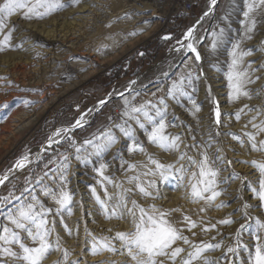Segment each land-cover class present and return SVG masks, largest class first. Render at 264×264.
Masks as SVG:
<instances>
[{
  "label": "rangeland",
  "instance_id": "1",
  "mask_svg": "<svg viewBox=\"0 0 264 264\" xmlns=\"http://www.w3.org/2000/svg\"><path fill=\"white\" fill-rule=\"evenodd\" d=\"M2 2L3 0H0V3ZM63 2L65 7L40 19H26L23 16L24 10H19L5 18L6 26L0 31V40L12 31L10 46L5 45L3 50H0V105L7 104V107H0V177L8 176V179L0 184V198H6L0 203V224H9L6 219L8 213L21 202H30L32 196H37L42 201L44 199L46 206L55 209V202L52 199L47 201L50 197L41 196L44 195L45 188H50L52 183L56 184L54 178H61L66 165L65 156L68 157L67 176L68 172L75 170L78 160L73 141L79 146L94 135H99L101 131L123 123L125 99L137 106L147 101L161 106L159 101L163 97L167 104L166 119L169 123L166 131L180 136V150L166 151L150 143L146 133L139 129L135 121H129L135 129V139L140 141L146 150L129 152L128 146L132 144V140L113 128L119 140L111 149L117 148L119 153L110 155L106 160L108 151L102 158L91 156L87 162L84 161L92 173V182L87 185L90 194L86 188L77 185L74 192L71 191V213L63 210L62 213L49 217L50 220H55V232L51 239L55 242L58 234L60 245L59 250L49 252L42 264H56L57 261L64 264L65 249L68 251V260L79 261V264H133L130 257L119 252L103 251L91 254L92 236L114 237L116 232L132 228L130 218H106L93 194V187L101 199H107L105 188L113 197L123 189H131L127 193L129 206L132 200H136L146 208L155 204L163 209H179L172 213L171 219L179 222L178 226L183 228V235L187 236L192 244L221 243V247L204 252L193 264H204L205 257L215 264H250L249 253L254 250L256 244V219L259 218L264 223V207L260 206L258 196L251 190L253 187H259L260 177L253 175L259 170L251 161L264 162V151L252 150L245 133L256 134L258 130L252 127V123L260 124L264 121V5L255 0V7L249 19L244 16V12L253 0H216L214 6L210 1L208 5L193 7L189 14L176 13L173 18L163 22V16L167 14L165 0H118V3H115V0ZM143 5H147L146 9L150 10L138 12L137 9H145ZM96 6L99 10L91 15ZM212 7L214 9L211 16L195 30L194 24ZM122 10L127 11L119 14ZM115 12L118 13L117 16L111 18V14ZM131 14L145 17L140 19L134 30L125 33L127 42L132 43L126 45L128 51L124 49L121 52H112L107 50L104 41L103 44L97 42L102 28L107 31L113 24V21H105L112 19L117 23L116 18L119 17V22L123 21L129 25ZM93 16L96 20H93ZM252 20L255 21V26L248 33L251 39L244 38L246 25L251 27ZM104 23L106 25H102ZM148 26V31L153 28L152 33L145 37ZM189 28H194L193 36L200 37L197 51L201 59L197 61L195 53H192V59L184 64L188 57L186 56L177 68L171 69L175 65L176 54L170 56V51L175 48L177 41L186 40L185 34ZM44 29L57 32L62 29V34L67 35L62 38L59 36L56 43L45 45L36 41L28 48L25 39L31 38L35 31L42 32ZM221 29L224 30L223 38L213 49L212 34L219 33ZM166 36L171 38L164 39ZM237 42H240L242 50H252L251 55L244 57L241 67H247L251 62L249 74L254 82L246 85L250 98L241 96L231 100L227 72L231 63L230 52ZM250 43L254 45L250 46ZM33 47L37 49L33 50ZM39 48L51 50L44 53ZM254 53L258 55L256 58L251 57ZM89 71L94 73L78 89L64 90L77 81L79 76ZM164 72L169 73L162 78ZM189 73L190 82L189 79L184 80L187 95H179L176 98L168 96L167 92L173 81L179 80L182 74L188 76ZM133 82L139 84V90L124 95ZM221 82L224 86L218 88L217 85ZM152 85L157 86L150 88ZM100 101H105V104L101 105ZM193 101L199 111H196ZM217 105L221 113L219 124L215 122ZM245 105L248 107L245 108ZM88 116L89 119L81 122L80 127H72L76 120ZM253 116L256 117L255 121H252ZM58 128H70L71 139L54 143L36 156L37 158L30 159L34 148L42 147ZM240 140L244 143H240ZM256 140H264V132H259ZM88 150L91 151L90 148ZM180 152L194 157L197 161L201 159V153L206 152L209 159L215 161L213 167L220 169L218 179L223 181L227 178L226 183H218L217 190H222V194L215 201L210 204L204 200L193 201L189 188L178 186L174 178L162 181L158 173L155 176H141L142 182L156 181L157 187L151 189L158 197L156 199L144 196L136 187V182L128 180V177L146 171L144 165L154 169L155 166L148 160L149 154L161 163L169 164L178 160ZM24 155H28L30 162L23 168H15L16 161ZM81 155L84 153L81 152ZM228 161H231V164ZM100 163L108 165L104 174L111 177L113 183H100L102 178L94 170ZM179 163L188 166L187 159ZM129 164H135L137 167L129 169ZM191 171L198 172V169L193 165L189 175ZM233 173L238 174V177H233ZM184 183L187 184V178ZM117 184L121 187H116ZM55 188L57 185L53 189ZM67 189L69 190L68 187ZM108 202L111 205L115 204L116 200ZM221 203L223 206L218 207ZM245 203L251 205L247 209V216L244 215ZM185 215L196 222L195 228L189 230L187 222L183 220ZM228 218L234 222L219 223L220 220ZM245 223L247 227L242 230L238 240L237 229ZM65 224L71 232L65 230ZM213 224L216 225L215 228H211ZM9 226L11 227L10 224ZM205 226H208L207 231L204 230ZM85 227L88 232H85ZM260 235L264 237V229L260 230ZM22 236L25 237L24 242L31 246L32 241L26 237V233H22ZM113 243L119 248L120 241L114 240ZM177 246L185 249L175 261V264H181L182 259H186L187 253L193 248L182 241H178ZM230 246L237 248L235 254L227 253ZM13 247L19 251L18 245ZM3 259L12 264L10 258ZM159 259H163L165 264H172L167 258Z\"/></svg>",
  "mask_w": 264,
  "mask_h": 264
},
{
  "label": "snow or ice",
  "instance_id": "2",
  "mask_svg": "<svg viewBox=\"0 0 264 264\" xmlns=\"http://www.w3.org/2000/svg\"><path fill=\"white\" fill-rule=\"evenodd\" d=\"M78 2V0H74ZM211 4L215 5L216 0H211ZM259 4L264 5V0H259ZM65 7L63 0H3L0 3V31L5 28V18L10 17L13 13L19 10L23 11V16L26 19L32 18H44L51 15L53 12ZM255 7V0L249 3L247 11L244 12L246 18H250V13L253 12ZM212 9L209 8V11ZM208 13H205V16ZM255 21H251V27L246 25L245 37L251 39L248 35L253 30ZM14 30V28H13ZM194 28H189L185 34L186 40H193ZM224 30L221 29L219 33L213 32L214 41L212 44L213 49L217 47L218 42L223 38ZM12 36L10 30L4 35L3 40H0V50H3L5 45H9ZM170 36L164 37V39H170ZM177 44L182 48L186 47L191 52L195 53V59L199 61L201 59L199 52L192 42L184 44L183 41H177ZM10 46V45H9ZM179 50V49H178ZM251 49L242 50L240 42L233 45L230 52L231 63L227 72L228 88L230 89L229 97L231 100L239 99L241 96L249 97V91L246 89V85L253 83L251 80L249 69L251 62L247 67H241L244 63V57L251 55ZM191 73L188 76L181 75L179 80L173 81L168 89L167 95L176 98L179 95H187L184 90V80L189 79L190 82ZM134 83V82H133ZM122 95V94H121ZM101 105L105 101L99 102ZM125 108L122 114L123 123L115 124L110 128H107L94 135L91 139L85 140L79 146L76 147V159L88 161L89 157L96 156L102 158L114 144L119 140L116 132L113 128L118 129L119 132L126 138L132 140V144L128 146V151H140L145 152L143 144L135 139V129L132 128L129 121H135L139 129L143 130L147 135V140L157 145L159 148L166 151H179L180 150V136L167 133L166 129L169 127V123L166 120L167 117V104L163 97L160 98L159 105H153L151 101H147L139 106L133 104L131 101L125 99ZM193 105L196 111H199V107ZM0 107H7V104L0 105ZM245 108L248 106L245 105ZM243 111V109H241ZM221 113L219 107L215 110L216 123H220ZM239 119V113L236 114ZM83 117L76 120L73 128L80 127ZM256 117H252V121H255ZM252 127L257 129L256 134L247 132L245 135L248 137V141L254 151H264V140L257 142L256 135L259 132H264V121L260 124L252 123ZM70 128H58L55 132L48 137L49 146L53 143H59L61 140L71 139L69 136ZM195 139V138H193ZM237 139H239L237 137ZM240 143H244L240 140ZM91 149L89 151L88 149ZM81 152L84 155H81ZM187 159L188 166L179 163ZM66 162L65 170L61 175V184L57 188H45L44 195L51 197L57 207L53 209L48 207L37 196H32L31 201L21 202L10 211L6 217L9 224H0V264H9L8 260L3 259L8 257L11 259L12 264H42V261L46 258L50 251L59 250L60 237L56 234L55 242L51 237L55 232V220H50V216L62 213L63 210H67L71 213V205L73 203V193L67 189L68 176H67V161L68 157H64ZM148 160L153 168H149L144 165L146 171L143 173L128 177L130 182H136V187L139 192L146 197L158 198L154 195L151 189L157 187L155 180L141 181V176H155L157 173L162 181H168L170 178H174L178 182V186H184L190 189L189 195L193 201L204 200L207 203H212L215 199L222 194V190H217L218 183H226L227 178L223 181L219 180L220 169L213 167L215 161H211L206 152L201 153V159L197 161L194 157L186 156V153L180 152L178 160L174 163L164 164L154 158L151 154L148 155ZM30 162L28 155L22 156L18 159L14 165L15 168H23L26 163ZM247 162V161H242ZM231 164V161H228ZM251 163L256 166L260 172V179L258 181V189L253 187L251 190L254 195L258 196L260 206L264 207V162H257L255 160ZM179 164V167H177ZM195 165L198 172L189 170L191 166ZM108 167L105 163H100L99 167L94 170L102 178L100 183L106 181L113 183L111 177L104 174V170ZM135 164H129V169H135ZM233 177H238V174L233 173ZM187 178V184L184 183ZM8 179L7 175L0 177V184H3ZM116 187H121L117 184ZM93 194L96 196L97 203L104 210L106 218L111 219L113 217L118 219L130 218L132 228L128 231H118L114 237H100L92 236V245L90 248L91 254L95 255L99 252L108 251L111 253L119 252L122 255L126 254L131 258L133 264H165L161 257L167 258L172 264H175L177 257H180L181 253L185 252L183 247L177 246L178 241H182L185 245H191L193 250L187 253V258L182 259L181 264H193L201 258L202 254L208 250L221 247V243H205L192 244L189 238L183 235V228L178 226L179 222H175L171 219V215L179 209H163L155 204L149 205L147 208L140 205L136 200L131 201L129 206L127 193L131 189H123L120 193L113 197L105 188V197L107 199H101L96 194L95 188H92ZM6 198H0V203H3ZM115 199V204H109L108 201ZM223 206V203L221 205ZM251 207L245 203L243 208L245 209L244 215L247 216V209ZM203 211V209H201ZM183 220L187 222L189 230L195 228L196 222L192 221L190 217L184 216ZM234 221L230 218L220 220V224H231ZM258 225L257 233L255 234L256 244L254 250L249 253L250 264H264V237L260 235V230L264 229V223L259 218L256 219ZM65 230L71 232L67 224L64 225ZM216 225H211V228H215ZM247 227V224H241L237 229L236 236L239 240L242 230ZM205 231L208 230V226H205ZM89 230L85 227V232ZM22 233H26V237L32 241V245H28L24 242L25 237ZM91 235V233H89ZM195 235V233H193ZM215 239V238H213ZM114 240L120 241L119 248L113 243ZM99 241V242H98ZM13 245H18L19 251L15 250ZM247 248L246 245H244ZM237 248L228 247L227 253L235 254ZM56 264H60L59 261ZM64 264H79V261H69L68 251L64 250ZM110 264H116V262H110ZM204 264H215V262H209L208 258H204Z\"/></svg>",
  "mask_w": 264,
  "mask_h": 264
},
{
  "label": "bare ground",
  "instance_id": "3",
  "mask_svg": "<svg viewBox=\"0 0 264 264\" xmlns=\"http://www.w3.org/2000/svg\"><path fill=\"white\" fill-rule=\"evenodd\" d=\"M105 2H107V0H104ZM102 3V2H101ZM115 3H118V0L116 1L115 0ZM120 5H122V4H120ZM97 6H99V5H97ZM97 6L95 7V9H93V14H91V15H94V14H96L97 13V11L99 10V8H97ZM119 6V5H118ZM214 6V5H213ZM122 7V6H121ZM143 8H145V9H137V11L138 12H147L148 10H150V9H146L147 8V5H143L142 6ZM82 9V8H81ZM91 9V8H90ZM212 10L211 11H209V9L206 11L207 13H208V15H206L205 16V13H204V15L194 24V28H195V30L203 23V21L204 20H207L210 16H211V14L213 13V9H214V7H212L211 8ZM216 9V8H215ZM128 10V9H127ZM127 10H122V11H120V13L119 14H121V13H123V12H126ZM79 12H83V11H79ZM87 12H88V10H87ZM109 12V11H108ZM131 13V12H130ZM215 13V12H214ZM117 14L118 13H112L111 14V18H115L116 16H117ZM137 14V13H136ZM136 14H131L129 17L131 18V20H130V24L129 25H127V24H125V23H123V21L122 22H119V17H117L116 19L118 20V22L116 23V21L115 20H112V19H109L110 21H105V22H107V23H110V22H112L113 21V24H112V26L111 27H108L107 28V31L106 30H103V28H102V30L100 31L101 32V34H100V36H98V38H97V42L98 43H100V44H103V41H104V44L107 46V50H110V51H112V52H117V51H123L124 49L125 50H127L126 49V45H132V43H129V42H127L128 41V37L125 35V33H129V31H132V30H134V28L136 27V25H138V22L139 21H141L140 19L141 18H143V17H145V15L144 16H140V15H136ZM80 15V14H79ZM123 16V15H122ZM213 16V15H212ZM76 17V16H75ZM89 17V16H88ZM92 17V16H91ZM90 17V18H91ZM80 18H82V17H80ZM96 17L95 16H93V20L95 19ZM88 20V19H87ZM86 20V21H87ZM96 20V19H95ZM76 21V20H75ZM75 21H73V22H75ZM77 22V21H76ZM89 22V21H88ZM93 22V21H92ZM95 22L96 21H94V24H95ZM93 24V25H94ZM158 24V23H157ZM96 25V24H95ZM102 25H106V23H104V24H102ZM102 25H101V27H102ZM36 26V25H35ZM79 26H80V24H79ZM97 26H100V25H97ZM97 28V27H96ZM138 28H140V27H137V29ZM148 28H149V26L146 28L147 29V32H145V33H147V34H145V37L146 36H148L149 37V35L152 33L151 31H152V29L153 28H150V31H148ZM35 30H36V28H34ZM37 29H39L38 27H37ZM43 29V28H42ZM48 29V28H47ZM81 29H82V27H81ZM58 30V29H57ZM39 31V30H38ZM44 31V32H43ZM42 32H37L36 33V31L34 32V34H32V37L31 38H28V39H25V41L26 42H28V43H26L27 44V46H28V48L29 47H32L33 46V44L37 41V43L38 42H41L42 44H50V43H53V42H55L57 39H58V37L60 36L61 38H62V36H64L65 34H62L63 33V31H62V29H59L58 30V32L57 31H52V30H50V31H47V30H43ZM57 32V33H56ZM73 32H75V31H73ZM22 33V32H21ZM81 33V32H80ZM62 34V35H61ZM82 34V33H81ZM197 34V33H196ZM24 35V34H23ZM67 35V34H66ZM76 35V34H75ZM29 36V35H28ZM31 36V35H30ZM77 36V35H76ZM80 36V35H79ZM91 36V35H90ZM144 36V35H143ZM67 37V36H66ZM92 37V36H91ZM24 39V38H23ZM66 39V38H65ZM68 39V38H67ZM146 39V38H145ZM199 40H200V37H198L197 35H194V39L193 40H191V41H189V40H182L183 41V43L184 44H187L188 42H192L193 44H194V47H196V49H197V45H198V43H199ZM30 41V42H29ZM56 43V42H55ZM61 43V42H60ZM65 45V44H64ZM250 46H252V45H254L253 43H250L249 44ZM26 46V45H25ZM60 46V45H59ZM104 46V45H103ZM53 48V47H52ZM33 50H35V49H37V47H33L32 48ZM31 49V50H32ZM40 49V48H39ZM179 49V50H178ZM201 49V48H200ZM40 50H42V48L40 49ZM39 50V51H40ZM51 49H47V50H42L44 53H46V52H49ZM106 50V51H107ZM128 51V50H127ZM37 53V52H36ZM125 53V52H124ZM193 52H191L190 50H188L186 47H181L180 45H176L175 46V48L174 49H172L171 51H170V56L171 55H173V54H176V59H175V65L171 68V69H175V68H177V66L180 64V63H182L183 61H184V58L186 57V56H188L187 57V60H185L184 61V64L186 63V62H188L190 59H192L193 58V54H192ZM253 53V52H252ZM260 55V54H259ZM35 56V55H34ZM258 55L257 54H253L251 57H253V58H256ZM30 59V58H29ZM40 60V59H39ZM34 61H36V60H34ZM39 62V61H38ZM162 65V64H161ZM8 67H9V64L7 65ZM46 66V65H45ZM155 66V65H154ZM11 67V66H10ZM158 68L160 67L159 65L157 66ZM4 69V68H3ZM6 69H7V67H6ZM80 69V68H79ZM2 70V69H1ZM154 70H155V68H154ZM148 71V70H147ZM157 71V70H156ZM171 71V70H170ZM4 72H5V69H4ZM94 73V71H89L88 73H86V74H82L81 76H79L80 78L77 80V81H75V82H73V83H71V86L69 85L68 87H66V88H64V90H70V89H78V87H80L85 81H86V79H88V78H90L92 75L91 74H93ZM168 73L169 72H167V73H165L164 72V74H162V78H165L166 76H168ZM7 74V73H6ZM65 75V74H64ZM65 78V77H64ZM159 78V77H158ZM53 80V79H52ZM145 82V81H144ZM138 83H134V84H132L130 87H129V90H126V91H128L127 93H125L124 95H127L128 93H130L131 91H133V90H137L138 89ZM144 85V84H143ZM161 85V84H160ZM157 85H155V86H153L152 85V87H150V88H154V87H156ZM218 88L219 87H222V86H224V84L221 82V83H219L218 85ZM222 89H224V88H222ZM221 89V90H222ZM139 90V89H138ZM220 90V91H221ZM60 91V90H59ZM62 92V91H61ZM60 92V93H61ZM63 93V92H62ZM61 93V94H62ZM225 93H226V91H225ZM64 94V93H63ZM224 100H225V98H224ZM46 109V108H45ZM44 111V110H43ZM29 114V113H28ZM40 115V114H39ZM37 120L39 119V118H36ZM89 119V116H88V118H85V119H83L82 120V123L83 122H86L87 120ZM167 120V119H166ZM36 122V121H35ZM54 144V143H53ZM56 144V143H55ZM52 145V144H51ZM50 145V146H51ZM49 146V144H48V142H46L42 147H40V148H34V150H33V154H31V156H30V159H33L34 157H36V156H38L39 154H41L46 148H48V147H50ZM115 148H116V146H114ZM116 150H117V148H116ZM115 149H111V150H109V154H107V155H105V159L106 160H108L109 159V156L110 155H115V154H117V153H119L118 151H116ZM111 151V152H110ZM37 158V157H36ZM76 161V160H75ZM79 161V160H78ZM76 162L75 163V166H76V168H74L75 170L73 171V172H68V183H67V187L69 188V190L70 191H72V192H74V190L76 189V186L77 185H80V186H83V188H86V190H87V192L90 194V192L88 191V183L89 182H92V173H91V171L88 169L89 168V166H87L86 165V163L83 161V160H80L79 162ZM89 165H91V163H89ZM255 170H257V169H255ZM253 175H258V177H260V173L259 172H255ZM71 178H72V181H71ZM52 181V180H51ZM53 181H56V184H54V183H52V185H51V187L50 188H54L56 185L58 186L59 184H61V178H59V179H53ZM46 196L45 195H43V196H41V198H45ZM51 199V197L47 200V201H49ZM26 201V200H25ZM43 201H44V199H43ZM49 203V205H50V202H48ZM17 206V205H16ZM51 206V205H50Z\"/></svg>",
  "mask_w": 264,
  "mask_h": 264
},
{
  "label": "built area",
  "instance_id": "4",
  "mask_svg": "<svg viewBox=\"0 0 264 264\" xmlns=\"http://www.w3.org/2000/svg\"><path fill=\"white\" fill-rule=\"evenodd\" d=\"M210 1L211 0H165L164 7L167 14L163 16V22L173 18L176 13L189 14L193 11V7L195 8L200 5H208Z\"/></svg>",
  "mask_w": 264,
  "mask_h": 264
},
{
  "label": "water",
  "instance_id": "5",
  "mask_svg": "<svg viewBox=\"0 0 264 264\" xmlns=\"http://www.w3.org/2000/svg\"><path fill=\"white\" fill-rule=\"evenodd\" d=\"M104 104H105V103H104ZM90 118H92V116H91Z\"/></svg>",
  "mask_w": 264,
  "mask_h": 264
}]
</instances>
